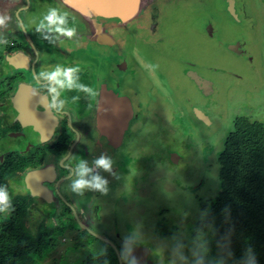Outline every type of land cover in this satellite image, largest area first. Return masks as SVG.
Returning <instances> with one entry per match:
<instances>
[{
  "label": "rangeland",
  "instance_id": "1",
  "mask_svg": "<svg viewBox=\"0 0 264 264\" xmlns=\"http://www.w3.org/2000/svg\"><path fill=\"white\" fill-rule=\"evenodd\" d=\"M41 1L44 0L39 3ZM184 1L183 8L166 12L167 48L160 63H156L159 55L155 54L153 44L137 40L140 46H136L135 32H126L121 57L127 60L128 69L117 71V77L111 72L114 64L120 61L117 51H108L105 58L103 52L97 53L101 49L94 47V39L87 47L89 51L77 49L74 43L63 40L59 49L36 31L32 33L42 52L39 71L51 69L57 63H79L81 69L82 63L88 65L87 69L92 64V74L81 71V83L96 86L94 77L99 80L102 75L114 87H119L117 89L123 95H130L133 99L137 109L133 138L127 150H120L118 156L122 158L120 167L123 172L129 167L134 174L131 171L127 176L132 177L125 178L123 183L109 191L106 200L100 202L97 214L102 223L94 230L112 236L119 243L118 235L122 239L139 227L143 235L140 246L153 249L157 264L160 256L155 250L157 242L169 239L182 228L188 229L189 223L194 222L192 219L200 217L203 212L204 198L216 195L220 185L218 157L224 149L227 134L235 128L236 118L245 114L264 119V0H237L240 21L225 9V0ZM209 20L214 21L213 36L205 30ZM67 24H70L69 19ZM74 24L77 28L82 25L72 19L70 25ZM14 37L23 47L26 46L23 35L15 34ZM240 39L245 44L246 55H240L229 46ZM68 50L70 52L66 55ZM134 50H138L146 64L159 65L154 75L151 69L141 67ZM101 63H108L106 73H102ZM191 70L210 79L214 90L207 93L198 88L189 73ZM7 71L2 68L0 77ZM87 78L92 80L90 84ZM4 83L0 84V99H5ZM83 94L71 91L69 96L71 99L79 96L80 100L73 105L77 107L80 103L91 113L93 102L87 101ZM196 109L204 110L212 124L197 119ZM0 122L1 160L5 153L9 154L15 141L5 135L7 127L3 116ZM174 154L181 159L179 163L176 159L174 161ZM6 158L12 168H26V163L17 155H6ZM132 178L136 179L135 187L131 186ZM20 180L18 176L10 180L11 196L16 194L14 189H25ZM51 189L55 190V187ZM41 208L45 214L51 210L47 205ZM32 214L35 217L33 222H40V209L33 210ZM67 215L64 213L59 218L62 221ZM173 224L176 227L173 228ZM164 225L173 230L171 235L162 236L166 230ZM27 226L35 232L42 229L32 223ZM59 229L56 232L58 247L38 264H82L88 255L106 258L111 255L110 249L107 255L101 253L107 244L95 238L90 229ZM107 261L109 264L113 262L111 257Z\"/></svg>",
  "mask_w": 264,
  "mask_h": 264
},
{
  "label": "flooded vegetation",
  "instance_id": "2",
  "mask_svg": "<svg viewBox=\"0 0 264 264\" xmlns=\"http://www.w3.org/2000/svg\"><path fill=\"white\" fill-rule=\"evenodd\" d=\"M232 1H234V9H236L237 16H234L231 13L230 15L237 19V21H240L241 17L237 9L238 2L237 0ZM185 3L184 0H141L138 10H136L138 12L136 13L135 19L126 23L119 22L115 25H108L103 20L104 17L97 18L92 16L93 14L89 16L90 18L84 17L82 14L73 11V7H69L62 0H44L41 1V3H39V0H20L19 4L10 8L9 13L13 14L14 25L0 33V39L8 40L7 44H0V70L3 68L6 70L8 69L9 71H7L5 76L0 77V84L2 81L5 82L3 87L5 91V99H0V111H2L0 116L5 118V124L7 127L5 135H8L11 140L15 141L10 148L9 154L5 153V156L17 155L21 158L23 163H26V168H23L22 166V170L17 171L15 174V176L21 178L20 181H22V184H25V189L20 187L18 190L21 191L22 195L25 197L29 213H32V211L36 209H40L41 211L40 222H33L35 217L33 214H29L30 217H25V223H32L33 226L36 224V226H38L43 223L46 227L74 226L82 229H90L95 238H100L107 244L105 247L110 249V252L112 249L114 250L115 254L111 252V256L118 260L117 263L121 264L117 251H119L121 247L122 236L118 235L117 240L119 243H117L112 236L102 234L96 229L97 232L94 230L96 225L102 223L99 222L101 219L97 214V210L101 208L100 202L107 199L109 192L107 194H101L99 192L87 191L83 196L74 194L70 190L71 179H69V177L71 176V172L69 169L70 167H74L80 159L87 160L89 166L93 168L94 173L99 172L100 175L109 180V191L113 190L115 186L120 185V183H123L125 178L132 177L127 176L131 173V168L126 167L127 170L123 172V168L120 167L122 164V158L118 156V154L120 150L121 152H125L132 141V131L137 116L136 105L131 96L128 95L132 102L133 117L130 120L128 130L123 136L122 144L113 147L108 138L99 130L100 126L97 118L101 117L100 114L102 112V108H100V99L103 93L105 97H107V95L114 96L113 94L120 97L127 95H123L124 93L117 89L119 87H114L106 78H103L102 75L99 77V80L94 77L96 80V86L90 85L97 90L98 95L95 98H87L86 94H83L87 101L89 100L93 102V105H91V113H88L86 110L87 108L81 106L80 103L77 107L73 105L74 103H72V99L69 96L71 91L61 93L60 98L66 99L68 102L62 113H55L54 111L49 110L47 101L43 100L41 95H33L34 90H39V85L34 80V73L39 72L38 68L42 63L40 53L42 52L40 46H38L32 35V33L35 32V26L32 22L35 21L38 23V21L47 14L48 9L51 7L58 8L62 12H67L70 24L72 19H76L82 24L78 28L75 24L66 25L67 27H76L78 35L73 39L61 38L60 41L53 45L60 49L61 41L63 40L74 43V47L77 49L87 50V47L91 46L92 39H94L93 36L95 29L93 28V24H99L98 22H100L101 24L99 25L101 28L106 27L105 30H102V34L106 37L104 38V43H99L101 40L98 42V39L95 38L94 47L101 49L100 51H97V53L103 52L105 58L109 55L108 51H117L116 53L120 56V61L115 63L114 67L111 69L112 76L117 77V71L128 69L127 60L122 59L121 57L126 43L124 38L126 32L131 30L135 31L136 46H140L138 41L143 40L149 41V44H153L154 49L160 50H155V54L159 55L156 57V60L158 59L156 63H160V57L166 56L165 51L167 48L165 46L167 45L165 34V23L167 21L166 12L168 10L178 11L176 9L183 8ZM225 3V9H227L229 3L227 0H225ZM43 13L44 15L41 16ZM20 25H24L26 28L20 27ZM205 30L206 32L209 31L212 36L214 35L215 27L213 20L206 22ZM118 33L123 34L117 36ZM15 34L23 35V40H25L26 46H22L20 41L14 37ZM237 42H239V47L235 51L240 55H246L247 50L243 40H236L235 43ZM68 52L70 51H66L65 54L67 55ZM162 63H166V60H162ZM57 64L64 67L77 65L76 63ZM82 64L83 72L90 74L92 72V64H89V69L86 68L88 67L86 63ZM101 64H103L101 65L102 73H106L108 63ZM53 68L54 66H52L51 69L48 67L47 70L50 71ZM189 73L194 80L198 77L207 81L205 87L198 85L196 83L197 81H195L198 88L203 92L205 91L208 93L214 90V83L210 79L200 75L194 70H191ZM195 75H197V77H195ZM87 81L90 84L92 80L87 78ZM151 89L153 90L154 88L151 87ZM111 90L114 93L110 92ZM39 91L41 93L43 92V90ZM111 98L115 105V97ZM47 99L50 100L51 97L49 96ZM4 106L6 107L5 109L2 108ZM108 107L110 109V103L108 104ZM19 108L22 111L23 119L19 118ZM197 110L203 112L201 113L203 115L200 116V112ZM108 111L113 112V107ZM42 112L46 113L41 115ZM196 112L195 115L197 119L212 124L210 116L204 110L196 109ZM35 122H37V125H39L40 128L34 124ZM101 153H105L114 158V171H117L118 178L112 177L102 169H96L92 164V161ZM173 157L175 158L176 156L173 155ZM177 159L179 163L181 159L179 157H177ZM31 171H38V174L28 175ZM133 174L134 172L132 171V175ZM134 176L136 178V174ZM72 178L75 177L73 176ZM135 178H132V187L136 186V182H134L136 180ZM27 183H30V185L33 186V190H36V192L40 191L41 196H34L33 191H31ZM51 185L55 187V190L51 189ZM43 195L45 197H43ZM44 205L51 208L48 214H45V212L42 211L43 209L41 206ZM64 213L68 215L64 216L61 221L59 217ZM141 247L146 246L142 245ZM137 257L140 260V264H157L155 262L156 259L153 256V249L151 248L147 257H140L139 255Z\"/></svg>",
  "mask_w": 264,
  "mask_h": 264
},
{
  "label": "trees",
  "instance_id": "3",
  "mask_svg": "<svg viewBox=\"0 0 264 264\" xmlns=\"http://www.w3.org/2000/svg\"><path fill=\"white\" fill-rule=\"evenodd\" d=\"M234 125L218 157L219 188L216 195L204 198L202 209H208L206 220L213 222L218 229L215 239H219L230 227L233 229L232 249L237 260L243 255L244 248L251 245L258 264H264V119L242 114L236 118ZM13 169L15 167L10 166L6 156L0 160V186L7 185L14 208L10 215L0 214V264H38L58 247L56 232L63 227H39L36 224V228L42 229L35 232L27 226L25 217H30L32 213H29L25 197L15 189V196L10 194L13 188L10 180L20 171ZM225 208L230 214L228 223L225 222ZM192 220L189 232L200 225V217ZM74 228L77 227L70 226V229ZM164 228L163 237L173 233L167 225ZM111 252L114 253V250ZM110 257L113 260L111 264H119L116 258ZM108 258L88 255L82 264H104Z\"/></svg>",
  "mask_w": 264,
  "mask_h": 264
},
{
  "label": "clouds",
  "instance_id": "4",
  "mask_svg": "<svg viewBox=\"0 0 264 264\" xmlns=\"http://www.w3.org/2000/svg\"><path fill=\"white\" fill-rule=\"evenodd\" d=\"M69 15L60 9L51 7L47 14L39 20L38 23L33 21L35 31L44 40L50 44H55L61 38H76L77 28L67 27ZM10 17L0 13V33L7 30ZM20 27L26 28L24 25ZM7 39H0V44H7ZM137 60L141 67L151 69L153 75L158 70V64H146L139 56L138 50H134ZM82 69L79 64L75 66L64 67L55 65L52 70H41L34 73V80L39 85V90H34L33 95H41L43 100L47 101L49 110L55 113H62L66 104V99H61V93L65 91H78L86 94L87 98H95L98 92L93 87L80 82V73ZM51 99H47V97ZM79 96L72 97V103H77ZM114 160L105 153H101L92 161L96 169H102L112 177L118 178L117 171H114ZM71 179L70 190L78 196H83L87 191L107 194L109 192V180L100 175L99 172L93 171L88 161L80 159L74 167H70ZM75 178H72V177ZM14 211L12 198L7 191V185L0 186V214L10 215ZM225 222L230 220L228 208L224 209ZM208 209L200 214V225L189 232L187 228L172 234L169 239L158 241L155 250L160 254L159 264H258L257 255L254 248L249 245L243 250L240 259L235 258L232 249L233 229L215 239L218 229L213 222L206 220ZM213 240H215V253L213 254ZM143 235L139 227L134 228L131 232L124 235L121 247L118 251L121 264H140L139 258L135 251L141 245ZM108 248L101 249V253L107 255ZM104 264H109L105 260Z\"/></svg>",
  "mask_w": 264,
  "mask_h": 264
},
{
  "label": "water",
  "instance_id": "5",
  "mask_svg": "<svg viewBox=\"0 0 264 264\" xmlns=\"http://www.w3.org/2000/svg\"><path fill=\"white\" fill-rule=\"evenodd\" d=\"M65 4H67L69 7H73V11L78 12L79 14H82L84 17H88L92 15L97 18L104 17V21L106 24H116L119 22H130L136 17V13L138 11V7L140 5L141 0H62ZM20 0H0V13H5L8 17H10L9 25L8 27L14 25V17L12 13L10 12V8L13 7L16 4H19ZM229 3L228 10L230 11L231 14L234 16H237L236 14V9H234V1L232 0H227ZM101 24L100 22H98ZM99 24H93V28L95 29L94 32V40L95 38L98 39L99 43H104V36L102 34V30H105L104 27H100ZM134 31V30H131ZM135 32V31H134ZM233 51L238 49L239 47V42L230 44L229 45ZM197 77V75H195ZM196 79V78H195ZM196 83L198 85H202V87H205L207 85L206 80H202L197 77ZM114 93L112 90L110 91ZM114 96L107 95V97L104 96V93L101 96L100 99V108H102L101 112V117L97 118L98 124H99V130L102 134H104L108 140L110 141V144L113 147L120 146L123 141V136L125 135V132L129 128V123L130 120L133 117V109H132V102L128 96H118L116 94H113ZM111 97H115L114 100L116 101V104H113V100ZM110 103V109L108 107V104ZM112 104V106H111ZM113 107V112H109L108 110H111ZM20 110V115L19 118L23 119L22 111ZM199 111V110H197ZM200 112V116L203 115ZM46 112H42L41 115L45 114ZM198 113V112H197ZM38 128L39 125H37V122L34 123ZM175 158L173 157L174 161L176 159L177 162V155ZM32 172V173H31ZM28 175H35L38 174V171H31ZM29 177V176H28ZM27 177V179H28ZM27 181V180H26ZM28 187L33 191L34 196H41V192L36 190H33V186L30 185V183H27ZM36 193H35V192ZM43 197H45L43 195ZM49 201V200H48ZM52 201V200H50ZM118 252V251H117ZM150 253V248L148 247H141L139 246L136 249V256L140 257H147L148 254ZM121 263V261H120Z\"/></svg>",
  "mask_w": 264,
  "mask_h": 264
}]
</instances>
